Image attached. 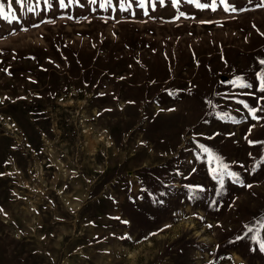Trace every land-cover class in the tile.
<instances>
[{"label": "rangeland", "instance_id": "rangeland-1", "mask_svg": "<svg viewBox=\"0 0 264 264\" xmlns=\"http://www.w3.org/2000/svg\"><path fill=\"white\" fill-rule=\"evenodd\" d=\"M0 6V264H264V0Z\"/></svg>", "mask_w": 264, "mask_h": 264}, {"label": "snow or ice", "instance_id": "snow-or-ice-1", "mask_svg": "<svg viewBox=\"0 0 264 264\" xmlns=\"http://www.w3.org/2000/svg\"><path fill=\"white\" fill-rule=\"evenodd\" d=\"M17 2H20V0H17ZM173 2L174 3H178V0H173ZM189 2H194V0H189ZM221 2L223 3L224 0H221ZM161 3H163V0H161ZM61 5H63V0H61ZM196 7L203 9V8H207L208 5L196 2ZM213 10H215L214 7H213ZM225 10L226 11L229 10L227 5L225 6ZM231 10L232 11H236L235 8H233ZM3 12H4V9H3L2 6H0V15H3ZM181 15H183V13H181ZM3 18L7 19L6 16L3 17ZM259 63L261 65H264V60H260ZM239 79L240 78H238V80ZM257 80L259 82L257 90L262 92V93H264V72H258L257 73ZM238 86L242 87V88H252L253 87L252 84L243 82L242 80L240 81ZM247 94L254 95V93H247ZM259 99H264V96L259 97ZM237 102L238 103H243L245 108H249V105L244 103L243 101H237ZM168 111H175V109H168ZM257 111H260V109L249 108V112L251 113L253 119H260L259 117L256 116V112ZM249 132H251V129H249ZM217 135H219V133H217ZM209 139H211V137H209ZM245 139H247V137H245ZM248 143L250 145H255L257 143L264 145V142H261V141L249 140ZM200 147H201L202 152L207 155L209 164L210 165H215V166H212L210 168V172H211L212 178L219 182L221 189L224 188V177L225 176L230 177L231 180H232V183L239 184L240 187H244V188H251L252 187L251 184H246L241 179L240 175L237 172L232 171L229 168V165L224 163L223 160L221 159V157L218 154L214 153L210 148H208L206 146L201 145ZM249 155H251V153H249ZM241 167H243V165H241ZM200 190L202 191L203 189H200ZM220 194H222V193H218V195H220ZM124 223H127V221H124ZM165 227H168V225H166ZM249 231H252V229L249 228ZM152 235H154V234H152ZM237 239H243V237H237ZM259 250L264 252V243L260 244V249Z\"/></svg>", "mask_w": 264, "mask_h": 264}]
</instances>
